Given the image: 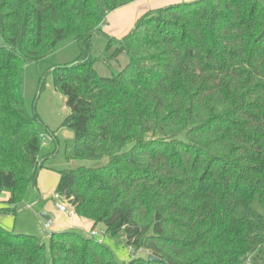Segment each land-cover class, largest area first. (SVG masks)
I'll return each instance as SVG.
<instances>
[{"label":"trees","instance_id":"16d2710c","mask_svg":"<svg viewBox=\"0 0 264 264\" xmlns=\"http://www.w3.org/2000/svg\"><path fill=\"white\" fill-rule=\"evenodd\" d=\"M133 1L0 0V213L43 166L24 68L74 37L80 57L52 71L75 133L67 160L100 163L60 171L56 193L131 248L121 262L105 238L65 230L48 256L0 225V264H264V0L183 1L108 37L106 15ZM95 33L105 59L128 56L117 74L98 73Z\"/></svg>","mask_w":264,"mask_h":264},{"label":"rangeland","instance_id":"374dc122","mask_svg":"<svg viewBox=\"0 0 264 264\" xmlns=\"http://www.w3.org/2000/svg\"><path fill=\"white\" fill-rule=\"evenodd\" d=\"M111 13V12H110ZM117 14V13H116ZM118 18H110L107 14L104 24H115ZM103 28L108 37L116 38L111 30ZM107 36L95 33L92 37V54L98 61L95 67L102 76L117 74L128 62L127 55H121L118 60L105 59V50L108 44ZM81 49L74 37H68L57 45L56 51L47 57L29 63L25 66L22 76L25 106L30 115L35 119V126L38 129L43 144L40 149V158L43 166L39 168L36 181L31 183L27 190L26 197L16 206L15 214L0 213V225L6 230L15 234H29L42 239L46 245L49 256V231L53 228H45L50 222L45 220L41 213L51 216L54 222L65 221L64 213L57 208V201L54 194L57 192L60 171L74 169L81 165L94 167L100 162L95 161H68L67 143L75 137L74 131L65 125L70 114L66 104V98L54 86L52 71L58 66H65L74 63L80 57ZM11 196L9 190L3 191L0 195V209L7 207ZM73 232L88 236L89 230H80L73 227L68 229ZM99 233L105 232L102 224L97 226ZM99 238V236H97ZM112 250L121 262L127 263L130 258L131 248L122 240L104 237ZM147 258L146 254H142Z\"/></svg>","mask_w":264,"mask_h":264},{"label":"crops","instance_id":"0c3cea01","mask_svg":"<svg viewBox=\"0 0 264 264\" xmlns=\"http://www.w3.org/2000/svg\"><path fill=\"white\" fill-rule=\"evenodd\" d=\"M183 1L187 2L193 0H135L115 11H112L111 13H108L110 18H118V20L115 21V24H104L103 28L108 26L107 28L111 30L110 34H113L114 36H116V38H121L128 34L134 28L138 19L148 11H152L167 5H172ZM41 162H43V160H41ZM8 200L4 201V203H6ZM63 213L64 216L68 218L67 222L59 221L56 223L51 218L49 221L50 229L53 228L55 231H49L50 233L65 231L68 229H72L73 227L80 230H89L90 232L92 229H96L97 226H99L97 225L95 227L94 223L91 220L79 217L76 214L74 216H71L65 212Z\"/></svg>","mask_w":264,"mask_h":264},{"label":"built area","instance_id":"2783aa9c","mask_svg":"<svg viewBox=\"0 0 264 264\" xmlns=\"http://www.w3.org/2000/svg\"><path fill=\"white\" fill-rule=\"evenodd\" d=\"M54 198H55V200L57 201V208H58L60 211L65 212V213H67V214H69V215H71V216H74V215H75L74 210L72 209V207H70V205H68L67 199H66L64 196H61L60 194L55 193V194H54ZM49 227H50L49 224H47V225L45 226L46 229H48ZM48 234H49V237H50L51 233L48 232ZM88 235H89V237H97V236H99V238H97L99 243H102L103 240H104V237H105V234H104V233H103V234H102V233H99L96 229H92V230L89 232ZM141 252H142V250L139 249V250L136 252V254L139 255ZM146 253H147V252H146Z\"/></svg>","mask_w":264,"mask_h":264},{"label":"water","instance_id":"95a60500","mask_svg":"<svg viewBox=\"0 0 264 264\" xmlns=\"http://www.w3.org/2000/svg\"><path fill=\"white\" fill-rule=\"evenodd\" d=\"M41 216L47 221H50V219H51V217L49 215L45 214L44 212L41 213ZM147 260L148 261H151V260H155L156 261L158 259L154 255L149 254L148 257H147Z\"/></svg>","mask_w":264,"mask_h":264}]
</instances>
